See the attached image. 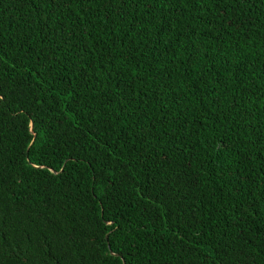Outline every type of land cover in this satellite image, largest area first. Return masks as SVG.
<instances>
[{
  "label": "trees",
  "instance_id": "1",
  "mask_svg": "<svg viewBox=\"0 0 264 264\" xmlns=\"http://www.w3.org/2000/svg\"><path fill=\"white\" fill-rule=\"evenodd\" d=\"M0 264H264V0H0Z\"/></svg>",
  "mask_w": 264,
  "mask_h": 264
}]
</instances>
